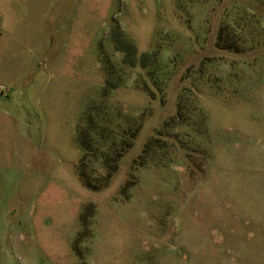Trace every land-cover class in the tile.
Listing matches in <instances>:
<instances>
[{"label": "rangeland", "instance_id": "obj_1", "mask_svg": "<svg viewBox=\"0 0 264 264\" xmlns=\"http://www.w3.org/2000/svg\"><path fill=\"white\" fill-rule=\"evenodd\" d=\"M49 1L0 36V264H244L264 0Z\"/></svg>", "mask_w": 264, "mask_h": 264}, {"label": "crops", "instance_id": "obj_2", "mask_svg": "<svg viewBox=\"0 0 264 264\" xmlns=\"http://www.w3.org/2000/svg\"><path fill=\"white\" fill-rule=\"evenodd\" d=\"M41 1L45 0H0V36L2 35H21V28H24L25 26H28L27 23H25L26 20L32 19L33 15L38 11L36 8ZM47 1V0H46ZM52 9L54 8L55 0L49 1ZM49 17V13L46 16L45 19ZM52 19H54L52 17ZM23 20V22L21 21ZM9 22V24H8ZM40 65V64H39ZM261 167L262 174L261 179L263 180L262 183V190L259 193V189H257V199L260 198V205L258 202V208H257V218H256V224L259 228H264V159L263 161L259 162L257 161V169ZM257 178H259V169L257 172ZM257 188H259V182L257 184ZM261 207V209H260ZM259 211L262 212V219H259ZM25 238L20 239V243L16 244L14 246V249L16 248L18 252H23L24 257L20 256L21 264H41L42 261L48 260L49 264H56L57 260H54L52 258L49 259H42L37 258L38 257V249L29 247L28 244L24 243L23 245L22 241H24ZM22 242V243H21ZM253 252V253H251ZM249 253V256L247 254L246 259L244 260V264H264V236H261V238L256 239L254 242V249ZM21 255V254H20ZM5 256L3 260L5 263H11L12 258L9 253H5ZM46 256V255H45ZM242 259V258H241ZM253 259V260H252ZM243 260V259H242ZM41 261V262H40ZM40 262V263H39ZM80 260L74 259L73 264H79ZM165 264H168L167 262Z\"/></svg>", "mask_w": 264, "mask_h": 264}, {"label": "trees", "instance_id": "obj_3", "mask_svg": "<svg viewBox=\"0 0 264 264\" xmlns=\"http://www.w3.org/2000/svg\"><path fill=\"white\" fill-rule=\"evenodd\" d=\"M113 37H114V40H116V43L119 44V46H120V44H123L122 46H124V47L121 48V50L124 51L127 56H130L129 58H127L128 61H126V63H128L129 61H130L129 63H131V58H133L135 56V54H136V50H135L134 46L132 44H130V43L128 44L126 42H122V41L120 42L119 41V39H120L119 38V34L116 31L113 33ZM144 58L145 57L142 58V61L144 60Z\"/></svg>", "mask_w": 264, "mask_h": 264}]
</instances>
